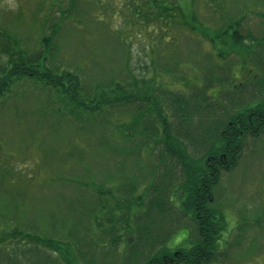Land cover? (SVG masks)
<instances>
[{
  "label": "rangeland",
  "instance_id": "1",
  "mask_svg": "<svg viewBox=\"0 0 264 264\" xmlns=\"http://www.w3.org/2000/svg\"><path fill=\"white\" fill-rule=\"evenodd\" d=\"M225 1H229L225 8L237 16L235 4H242L240 1L250 2ZM190 2L191 0L164 1L187 13L190 9L193 10L200 21L203 18L208 25H222L223 12L214 18L211 10L205 8L204 0H196L195 6ZM262 2L260 7H253L252 12L247 14L240 33L235 32L236 36L232 39L234 46L240 45L242 38L249 40L251 37L263 41L256 51L248 53L247 60L264 53V0ZM147 3L148 0H0V27L19 39L21 46L27 51L25 54L43 49L47 55V65L58 68V72L64 69L78 71L83 78V93L97 90L100 86L105 87L103 84L110 82L111 78L127 82L133 76H155L158 84H161L156 85L157 87L188 93L179 80L190 79L195 84L191 90L196 91L202 84L205 72L211 67L216 81L223 76L231 79L235 76L239 81L243 73L244 77L247 76L245 85L249 84V91L257 89L261 83L264 85V66L261 69L255 67L254 58L251 67L241 69L238 65L240 57L229 54L221 58L222 54L219 53L220 58L215 57L217 66L214 59L208 56L209 52H204L206 50H202L192 40L190 32L177 34L175 28L169 29L167 33L164 29L159 33L154 31L153 26H159L157 22L147 18L146 12L137 10H148L147 13L154 18L155 11L147 9ZM174 6H171L172 10ZM174 13L178 16L180 11ZM176 24L179 25V19ZM163 33L171 38V43L161 39ZM241 49L246 54L247 46L241 45ZM177 63L182 64L179 66ZM230 68L235 70L230 72ZM177 75L179 80L176 81ZM20 82V85L9 91L3 102L0 101V168L3 170L0 171V189L4 197L21 200L25 222L42 225L46 235L50 232L48 230L54 219L53 215L56 214L59 220L65 219L66 215L71 217L69 202L77 200L79 195L81 204L95 203L97 199L94 192L100 188L104 178L120 177L124 175H120L121 171H125L128 176L139 177L142 184V181L147 182L149 177L154 176L159 149L152 154L142 150L140 160L131 158L124 167L120 166L123 154L115 156L108 150L115 142L117 146H124L119 134H113L111 130L116 121L127 122L131 119L134 108L131 104L119 109L115 107L112 114L104 112L101 116H96V132L81 133L76 126L64 120L58 123L60 114L51 112L61 106L57 102L62 104V100L52 98L51 91H42L33 80L25 78ZM124 86L129 88L131 85ZM144 87L136 85L131 91L140 92ZM216 88L217 91L220 90L218 96L221 99L224 96L222 91L230 93L228 85ZM95 133L97 135H93ZM102 135L106 145L98 147L93 136ZM139 165L142 166L138 167ZM141 171H144V177ZM176 171L179 173L180 169L176 167ZM156 173L160 176L165 170L158 167ZM167 174H172V171H167ZM118 180L115 187L114 180H107L106 185L113 187L116 195L121 193L118 185L122 180ZM178 183V192L186 191V184L182 180ZM81 184L84 190L78 191L82 186L77 187ZM146 186L148 185L142 184L140 195L138 187L137 201L139 196L145 199ZM146 195L148 198L149 195ZM176 202L181 207L180 200L177 199ZM182 207L177 213L174 211L168 216V220L173 221L167 223L169 229H172V235L166 239L163 247L169 250L188 249L198 237L192 214H188L185 207ZM211 208L221 213L225 226L218 241L220 257L211 264H264V139L248 140L237 166L232 171L223 173L213 189ZM139 209L132 208L131 212L138 214L136 212ZM75 213L72 214V217L75 215L73 222L77 219ZM151 221L150 227L153 224L156 236L160 235L159 232L166 223L163 225L159 218ZM46 222L48 223L45 224ZM70 231L71 229H63V232ZM99 234L97 236H104L102 231ZM131 236L128 234L127 238L130 239ZM110 243V239L108 241L105 238L104 244H101L106 246L99 253L101 262L110 260L109 257H102V254H109L111 251ZM158 246L160 245L156 247L159 248ZM127 248L125 244L119 247L121 252ZM68 252L71 253V249ZM135 259L137 258L127 263H137L138 259Z\"/></svg>",
  "mask_w": 264,
  "mask_h": 264
},
{
  "label": "trees",
  "instance_id": "2",
  "mask_svg": "<svg viewBox=\"0 0 264 264\" xmlns=\"http://www.w3.org/2000/svg\"><path fill=\"white\" fill-rule=\"evenodd\" d=\"M164 1L166 0H148L147 9L155 11L154 18L147 13L148 10L137 9L139 12H146L147 18L157 22L159 26H153L154 31L159 33L164 29L167 33L169 29L175 28L177 34L190 32L192 40L202 50H206L204 52H209L208 56L214 59L217 66L215 57L219 53L222 54L221 58L229 54L240 57L238 65L241 69H247L253 63V58L255 67L261 69L264 66V53L254 56L252 60L246 59L248 53L256 51L263 41L250 37L249 40L242 38L240 45L234 46L232 42L235 32L240 33L247 14L252 12L253 7H260L262 0H238L242 3L235 4L239 16L232 15L225 8L229 1L204 0L205 8L211 10L212 17L223 12L220 26L208 25L203 18L200 21L193 10L190 9L187 13ZM234 1L238 3L237 0ZM190 3L195 6L196 0H191ZM171 6H174L173 10ZM177 10L180 11L178 16L174 13ZM177 19L179 25L176 24ZM165 33L161 39L171 43V38ZM241 45L247 46L246 54H243ZM23 48L16 36L0 27V101L3 102L13 87L21 84L20 80H33L42 91L49 90L52 98L63 101L62 104L57 102L61 106L51 111L53 114H60L58 123L64 120L76 126L81 133L96 132V116H101L104 112L112 114L115 107L119 109L131 104L134 107L131 119L127 122L116 121L111 130L113 134H119L124 146H117L115 142L108 150L115 156L123 154L121 167L126 166L127 160L131 158L140 160L142 150L152 154L159 149V156L158 164L154 166V176L149 177L147 182L142 181V184L148 185L145 199L139 196L138 201L136 200L138 190L140 189L138 194L142 192L140 178L128 176L125 171H121L120 175L124 174L123 176H108L100 186L96 185L100 188L94 192L97 199L95 203L81 204L78 194L77 200L69 202L70 218L66 215L65 219L59 220L56 214L53 215L54 219L48 230L50 232L46 235L42 225L25 222L21 200L4 197L0 189V264L214 263L215 258L220 255L218 241L225 226L221 213L211 208L213 189L223 173L230 172L237 166L250 138L264 139V85L261 83L257 89L249 91V84L245 85L247 76L244 77L243 73L239 81L235 76L232 79L223 76L216 81L211 67L205 72L202 84L196 91L191 90L195 84L190 79L180 81L178 75L175 77L176 81L179 80L186 87L188 93L157 87L156 85L161 84H158L155 76H133L127 82L111 78L110 82L103 84L106 88L100 86L101 88L92 92L85 89L86 93H83V78L78 71L64 69L58 72V68L47 65V55L43 49L25 54L26 50ZM181 64L177 63L179 66ZM232 70L235 69H229L230 72ZM124 85H131V88ZM136 85L145 86V89L140 92L131 91ZM221 85H228L230 88V93L227 90L221 92L223 99L218 96L220 90L217 91L216 88ZM219 114L221 115L217 118ZM104 138L103 135L93 136L98 147L106 145ZM158 167L164 169L165 173L159 176L156 173ZM176 167L180 169L179 173ZM0 171L3 170L0 168ZM167 171H172L171 177ZM141 172L144 177V171ZM119 178L122 180L118 185L121 193L116 195L113 187L119 182ZM107 180H114V186L107 187ZM180 180L186 184V191L178 192ZM80 186L82 187L78 191L84 190L83 184L77 188ZM146 194L149 195L148 198ZM109 198L116 201L111 202ZM176 198L180 200L181 207L184 206L186 212L192 214L198 237L188 249L169 250L163 245L172 235V229L167 226V223L173 222L172 219L168 220L169 214L181 209L177 206ZM135 207L140 208L139 212L142 211L132 213V208ZM74 213L77 215L76 222L72 221ZM154 218L161 219L163 225L166 223L158 236L152 228L153 224L151 227L149 225ZM63 229L71 231L63 232ZM101 231L104 236H97ZM128 234L132 235L130 239L127 238ZM105 238L112 242L111 251L109 254H102V257H109L110 260L101 262L99 253L106 247L101 245ZM122 244L128 248L121 252L119 247ZM155 245L160 246L157 248ZM68 249H71V253ZM134 258L138 259L137 263H127Z\"/></svg>",
  "mask_w": 264,
  "mask_h": 264
},
{
  "label": "flooded vegetation",
  "instance_id": "3",
  "mask_svg": "<svg viewBox=\"0 0 264 264\" xmlns=\"http://www.w3.org/2000/svg\"><path fill=\"white\" fill-rule=\"evenodd\" d=\"M219 257H220V255H218V256H217V258H215V260H214V261L216 262V260H218V259H219Z\"/></svg>",
  "mask_w": 264,
  "mask_h": 264
}]
</instances>
